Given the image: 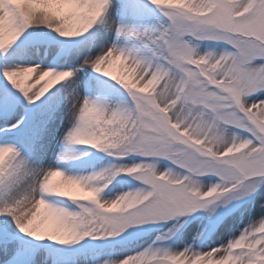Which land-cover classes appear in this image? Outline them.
I'll use <instances>...</instances> for the list:
<instances>
[{"label": "snow or ice", "instance_id": "1", "mask_svg": "<svg viewBox=\"0 0 264 264\" xmlns=\"http://www.w3.org/2000/svg\"><path fill=\"white\" fill-rule=\"evenodd\" d=\"M0 264H264V0H0Z\"/></svg>", "mask_w": 264, "mask_h": 264}, {"label": "rangeland", "instance_id": "2", "mask_svg": "<svg viewBox=\"0 0 264 264\" xmlns=\"http://www.w3.org/2000/svg\"><path fill=\"white\" fill-rule=\"evenodd\" d=\"M114 70L117 71V72L120 71L118 64H117V66L114 68Z\"/></svg>", "mask_w": 264, "mask_h": 264}]
</instances>
